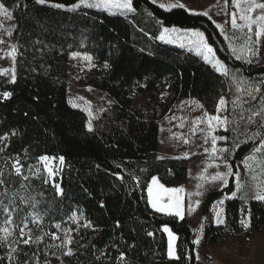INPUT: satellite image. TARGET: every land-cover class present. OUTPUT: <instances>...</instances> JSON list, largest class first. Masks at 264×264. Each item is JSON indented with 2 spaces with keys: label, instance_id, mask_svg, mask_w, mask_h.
I'll use <instances>...</instances> for the list:
<instances>
[{
  "label": "trees",
  "instance_id": "16d2710c",
  "mask_svg": "<svg viewBox=\"0 0 264 264\" xmlns=\"http://www.w3.org/2000/svg\"><path fill=\"white\" fill-rule=\"evenodd\" d=\"M0 2L13 11L17 27L12 38L18 45L16 82L0 75V94L13 93L7 99L0 95V146L8 145L0 154V167L5 172L9 196L18 192L39 201L36 211L44 219L39 229L29 222L33 238L47 232L56 233L62 240L63 230L70 228L74 240L70 247L75 253L63 256L66 249L49 247L60 241L45 236L38 244L18 245L20 264H37V257L38 264H52L53 259L63 264H197L186 219L155 213L146 202L152 176H158L163 184L184 181L187 176L185 159H157L159 122L179 98L198 100L204 111L215 114L221 95L231 100L235 89L230 90L194 53L161 41L159 35L164 27L203 31L218 57L249 78L264 76V63L248 65L235 60L209 18L184 9L166 11L151 0H134L137 11L124 15L97 9L65 11L39 6L34 0ZM18 2L19 7L13 9ZM74 2L49 0L65 5ZM75 50L91 54L97 65L86 73V83L113 100L94 120L95 131L91 133L86 130L84 112L72 107L67 98L68 56ZM105 61L109 69L103 68ZM133 94L149 97L141 104L134 102ZM217 134L233 139L230 131ZM252 147L249 142L233 149L234 154L228 158L233 172ZM17 154L24 165L23 175L30 177L28 181L14 173L8 175ZM41 155L56 158L55 177L48 178L43 172L38 179L31 177L28 165L42 168L37 162ZM45 179H50L49 184ZM52 180L60 184L63 196L56 194ZM234 182V177H229L227 186L206 193L202 216L210 214L215 201L231 194ZM21 183L26 185L24 189ZM17 205L23 209L14 217L19 224L32 209L19 199ZM249 209L252 226L245 232L261 231L264 202L228 198L223 205L226 224L205 225L204 244L215 245L222 238L236 236L240 220ZM73 213L81 217L78 223L69 219ZM86 221L91 222L90 227L83 226ZM163 224L177 236L178 262L167 257ZM7 252V246L0 247V257H4L0 264H8ZM121 252L125 259L118 262Z\"/></svg>",
  "mask_w": 264,
  "mask_h": 264
},
{
  "label": "snow or ice",
  "instance_id": "6c2138e0",
  "mask_svg": "<svg viewBox=\"0 0 264 264\" xmlns=\"http://www.w3.org/2000/svg\"><path fill=\"white\" fill-rule=\"evenodd\" d=\"M35 4L39 6H49L52 8L78 12L81 9H97L107 12L110 15H124L126 13H134L137 9L134 7V0H76L71 5H65L62 3H49V0H34ZM153 4H157L158 0H151ZM19 7V2L13 5V9ZM27 8V5H24ZM158 7L166 11L172 9H184L192 15H202L205 17L209 16L208 11H197L186 4L182 3L181 0H174L169 3H158ZM231 8L229 10V0H223V6L220 12L217 14H223L225 16L224 23H217L215 20L212 22L215 27L219 30L224 40L227 42V50L231 56L237 61H243L244 64L251 65L254 62V58L259 57L261 46L264 45V0H231ZM13 19V11H10L3 2H0V30H3L4 35L11 37L16 29V25L11 28H4L2 20ZM180 38L179 47L187 48L190 53L195 54L199 57L202 62L210 67V69L222 78V82H226L228 88L231 90L235 89L233 98L231 100L226 99L225 96L221 95L216 105V114H209L206 111L203 116L197 117L192 122L193 130L199 124H205L206 127L200 129L204 133V141L207 144L210 140L211 148H205L204 151L210 154V158L215 163V167L219 169L221 165L226 169L225 171H216L210 176L209 182L219 181L223 186L229 184V177H234L236 180L235 190L231 192V197L234 199H240L243 202H247L249 199V191L251 190V198L257 202H264V180L258 183L254 188L250 189L241 182L240 172L237 170L233 172L232 165L229 163V157L234 152L233 149H238L241 145L252 143L253 147L249 153L245 155L242 163L249 173L255 174L260 173L264 177V76L260 79L249 78L241 74L239 69H233L229 67L223 60H221L216 52V49L212 44L208 42L203 31L197 29H180L177 27H164L161 32L159 39L165 43H176V38ZM6 43L3 36H0V44ZM36 43H40L36 41ZM0 51H3L0 49ZM12 60L11 69H0V75L11 74V83H15L17 80L16 75V58L18 55V45L9 44V51L6 53ZM71 58L81 59L86 61V68L91 71L97 67L93 63V56L87 52L73 51L71 52ZM3 58V57H0ZM258 62V60H257ZM104 69H109L110 64L105 61L103 63ZM84 70V69H81ZM3 98H10L13 93L10 91H3ZM83 99V98H81ZM71 103V101H69ZM111 103V102H109ZM183 103L195 104L197 108H203L198 100H191ZM73 107H79L77 104H72ZM83 111L87 113L88 120L86 124V130L88 132H94V120L99 119L98 115H94L93 110L89 106L83 108ZM101 111H107L106 109ZM172 119H175L173 117ZM179 127L183 128L184 124L181 123ZM243 128V132H241ZM255 128V131H249V129ZM163 131V129H161ZM232 132L233 139L229 141V137L226 135H218L219 131ZM14 134V133H13ZM178 135V134H174ZM243 137V139H241ZM181 138H183L181 136ZM218 141H224L223 147H218ZM184 143H188L187 139H184ZM8 145L0 146V154H2ZM187 155L183 157H171V159H186ZM55 157H49L47 155H41L37 158L38 165H28V170L31 173L32 178H40L41 173H45L48 178H53L56 175L57 169L55 168ZM63 162L64 158H59ZM157 159L163 160L165 157H157ZM209 164V167H212ZM12 172L16 176L22 177L23 181H28L29 176L23 175L24 165L21 163L19 155L17 154L14 162L12 163ZM5 172L0 167V247L7 246V261L8 264H20L17 259L19 253L18 245L22 243L25 246L40 243L43 241L45 236H50L54 241H60L55 245H49V247L66 249L63 251V256L72 257L75 255L73 252L72 245L74 240L70 235L72 229H64V237L61 240L60 236L56 233L42 232L41 235L33 238V230L29 228V222L36 225L39 229L43 224V215L36 211L39 201L35 197H26L19 195L18 192H12L9 196V186L5 183ZM120 179H123L121 176ZM255 179V175H253ZM50 179H45L44 183L49 184ZM138 183V180H137ZM51 186L55 189L58 196H63V189L60 184L51 181ZM21 189H24L26 185L21 183ZM202 185H197V188H202ZM188 196V203L185 205V196ZM197 197L203 195L202 191L195 193H186L183 186L178 187H166L160 182L158 176H152L151 181L147 185V204L155 213H160L168 216H174L180 220L184 219L185 211H194L201 203L200 199L192 200V196ZM17 199H19L22 205H26L32 209L30 213H27L19 224L15 222V215L23 209L17 205ZM7 200V203L5 202ZM223 203V201H221ZM243 212V209H242ZM74 223H78L81 217H77L75 213L69 217ZM216 225H225L226 217L224 210L221 208L215 216ZM119 222H117V225ZM240 224L247 230L252 226L251 210L249 209L247 215L243 216L240 220ZM84 227H90L91 222L86 221ZM55 227L61 229L60 224H56ZM79 231V229H77ZM163 233L167 234V257L169 260L179 261L181 257L177 254L176 240L177 236L174 231L168 226V224L162 225ZM18 233V235H17ZM152 236L153 233H147ZM193 244H200V239L197 238L193 241ZM134 247V245H133ZM191 259V257H188ZM199 260V254L196 257ZM4 259V257H0ZM99 259V257L97 258ZM125 259V254L120 253L118 262ZM38 264V257H37Z\"/></svg>",
  "mask_w": 264,
  "mask_h": 264
},
{
  "label": "rangeland",
  "instance_id": "374dc122",
  "mask_svg": "<svg viewBox=\"0 0 264 264\" xmlns=\"http://www.w3.org/2000/svg\"><path fill=\"white\" fill-rule=\"evenodd\" d=\"M169 2H174V0H158V3H169ZM181 2L197 11H201V12L208 11L209 16L211 17L210 19L211 21L215 20L217 23H224L225 21V16L222 13L219 15L217 14L218 12H220L221 7L223 6V0H181ZM229 10H232L231 0H229ZM2 23L5 29L11 28L14 25V20L3 19ZM0 36H3L6 41V43L0 44V49L3 50L0 51V57H3L0 58V69H11L12 60L9 56L6 55V53L9 51V44H15V43L12 36L7 37L6 35H4L3 30H0ZM176 41H177L176 43H172V44L167 43V44L180 48L179 47L180 38L177 37ZM181 49L187 50V48H181ZM75 51H79L83 53L82 50H75ZM70 54L71 52L69 53L68 56V67L66 73L68 102L71 101V103L69 102L71 106L72 104L79 105V107H74V108H77L82 112H84L83 108L89 106L90 104L94 115L99 116L102 112L101 110H104L112 105L113 100L105 92L101 90L93 89L86 83L85 76L86 73L88 72L86 68L87 62L82 61L79 58L73 59L71 58ZM93 63L95 64L94 60ZM253 63L255 64L264 63V45L261 46L259 57L254 58ZM2 76L6 77L9 80L11 79L10 73L8 75H2ZM148 97L149 94L132 95L134 102L141 104H145V102L148 100ZM191 100L194 99L191 98L177 99L173 104L172 109H170L161 117L159 122V157H170L173 155L180 154V152H183L182 154L185 155L189 154V159L192 161L191 163L193 166L194 164H196V160L198 159L195 156L198 154H203V156L205 157V161L206 162L208 161L210 164L214 166L215 163H218V161H213L210 158V154L204 151L206 147L209 149L211 148L210 140L206 144L204 141V133L200 130L202 128H205L206 125L199 124L195 128V130H193V124H192V122L196 120L197 117L203 116L205 111L202 108H197L195 104L183 103L182 105V102H187ZM84 114L86 115V118L88 120L87 113L84 112ZM173 117H175V119H172ZM181 123L184 124L183 128L179 127ZM161 129H163V131ZM174 134H178V135H174ZM181 136L183 138H181ZM184 139H187L188 143H184ZM224 145H225L224 141H218V147H223ZM242 161L238 166L241 182L245 184L246 187L252 189L258 183L264 180V177H262L259 172L255 174L249 173L248 170L245 168L244 164L242 163ZM54 164L56 168V163L54 162ZM218 170L225 171L226 169L223 167V165H221L219 169L216 168V171ZM253 175H255V179H253ZM235 184H236V180H235ZM202 186L206 188L204 190H210L213 188L215 189V187H218L219 189L222 187V183L219 181H215V182L206 181L202 184ZM251 195L252 192L250 190L248 201L253 200L251 198ZM221 201L216 202V204L211 209L212 211L210 215L206 216L204 223L216 224L215 216L216 213L222 208ZM193 214H195V216L194 218H192L191 221L192 230H193L192 241L196 240L197 238L200 239V244L195 245V254L196 255L197 253L199 254V260H197V264H264V227L262 228L261 231L252 232L251 234L248 235L245 232L246 229L242 225H240L239 231L236 234V236L222 238L215 245H206L203 242V232L201 230L203 225L202 224L203 218L202 215H200V209L198 212L197 209L195 208V210L192 211V215ZM50 262L52 264H63L56 259H53Z\"/></svg>",
  "mask_w": 264,
  "mask_h": 264
},
{
  "label": "crops",
  "instance_id": "0c3cea01",
  "mask_svg": "<svg viewBox=\"0 0 264 264\" xmlns=\"http://www.w3.org/2000/svg\"><path fill=\"white\" fill-rule=\"evenodd\" d=\"M158 153H159V133H158ZM183 152H180V154H177V155H173V156H170V157H183L185 156V154H182ZM187 157L185 160H186V163H187V176H186V179L184 181H180V182H172V183H168V184H164L166 187H178V186H183L186 190V193H195L197 191H202L203 192V195L197 197L195 195L192 196V200L194 201L195 199H200L201 203L198 207H196L197 211L199 212V209H200V215L201 214V204H202V200L204 198V196L206 195L207 192L211 191V190H215V189H218V187H215V189H210V190H204L206 188L202 187V188H197V185H202L204 182L206 181H209V178L211 175H213L215 172H216V167L215 166H212V167H209V162L205 161V157L203 156V154H198L196 155L195 157L198 158L196 160V164H194L192 166V161L189 159V154H187ZM240 162H238L236 164V169L238 170V166H239ZM211 174V175H209ZM151 181V179H150ZM149 181V182H150ZM199 182V183H198ZM197 183V184H196ZM223 187V185H222ZM234 190H235V182H234ZM233 190V191H234ZM228 198H232L231 197V194L228 195V196H224L223 198L215 201L211 207V209L213 208V206L216 204V202L218 201H223L222 203V208H223V205H224V201ZM188 203V196L186 195L185 196V205H187ZM212 211V210H211ZM211 213V212H210ZM210 215V214H209ZM195 214L192 215V211H185V216L184 218L186 219L187 221V224L188 226L190 227L191 231L192 230V218H194ZM203 218V225H202V232H203V228H204V225L205 224H209V223H204V220L206 218V216H202ZM166 237H167V234L165 233ZM176 243V242H175Z\"/></svg>",
  "mask_w": 264,
  "mask_h": 264
}]
</instances>
